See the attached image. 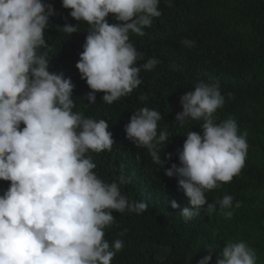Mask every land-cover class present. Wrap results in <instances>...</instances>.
Wrapping results in <instances>:
<instances>
[{
  "label": "clouds",
  "instance_id": "clouds-1",
  "mask_svg": "<svg viewBox=\"0 0 264 264\" xmlns=\"http://www.w3.org/2000/svg\"><path fill=\"white\" fill-rule=\"evenodd\" d=\"M166 3L173 6L172 0ZM159 4L160 0H62L71 17L89 25L76 67L92 90L87 95L91 104L97 92L105 93L107 104L128 96L142 84L141 71H152L160 63L153 57L138 66L141 53L129 35H145L144 29L162 15ZM54 14L45 0H0V264H111L124 247L121 239L111 245L105 239L104 229L115 219L113 211L141 214L148 204L122 193L121 185L129 182L123 174L109 184L93 172L96 164L89 151H111L115 140L104 119L73 111L75 85L63 73L49 71L51 49L37 53L47 47L44 30ZM110 14L115 23H109ZM61 29L71 35L79 26L66 24ZM181 43L195 46L187 38ZM181 104L176 122L184 126L195 120L202 124L203 135L189 130L180 165L166 169V175L180 178L179 187L195 208L185 207L180 214L187 221L207 205L211 215L218 204L230 219L234 198L225 195L208 203L205 193L240 174L249 148L247 132L240 133L231 118L215 122L214 114L225 104L218 81H199L181 97ZM161 119L159 111L143 107L131 116L125 131L163 167L161 146L170 133L167 128L158 131ZM171 206L179 207L174 200ZM208 249L198 264H211L213 248ZM216 264H257V255L244 241L228 242Z\"/></svg>",
  "mask_w": 264,
  "mask_h": 264
},
{
  "label": "trees",
  "instance_id": "trees-1",
  "mask_svg": "<svg viewBox=\"0 0 264 264\" xmlns=\"http://www.w3.org/2000/svg\"><path fill=\"white\" fill-rule=\"evenodd\" d=\"M45 3L53 5L55 14L44 30L47 47L41 46L37 53L51 49L49 71L63 73L75 85L73 111L85 118L104 119L115 140L111 151H89L96 164L93 172L109 184L123 174L129 182L121 185L122 193L148 204L141 214L113 211L115 219L104 229L105 239L110 245L121 239L124 247L111 264H198L209 254L208 248H213L211 264H216L223 247L238 241L253 248L257 264H264V0H172V7L160 0L162 15L144 29L145 35L129 34L141 53L138 66L153 57L160 63L152 71L142 70V84L112 104L103 101V92L96 93L95 104L87 100L92 90L76 67L89 25L71 17V9L64 8L62 0ZM107 19L116 22L112 14ZM66 24L78 25L79 30L69 35L61 29ZM185 38L195 41V46H184ZM199 81H218L225 96L224 106L214 114L215 122L231 118L240 133L247 132L249 148L240 174L205 193L208 203L225 195L234 198L230 219L217 204L211 215L205 205L198 216L186 221L180 212L195 208L179 187L180 178L166 175L173 163L180 165L188 131L203 135L202 124L195 120L184 126L176 122V114L183 111L181 97ZM144 95L147 100L140 99ZM143 107L159 111L158 131L167 128L170 133L161 146L163 167L152 161L146 148L127 138L126 125ZM173 200L178 208L171 206Z\"/></svg>",
  "mask_w": 264,
  "mask_h": 264
}]
</instances>
